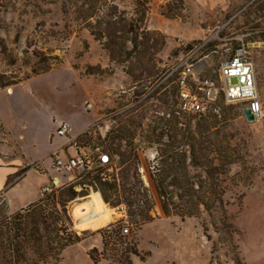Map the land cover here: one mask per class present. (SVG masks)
Wrapping results in <instances>:
<instances>
[{
	"label": "rangeland",
	"instance_id": "1",
	"mask_svg": "<svg viewBox=\"0 0 264 264\" xmlns=\"http://www.w3.org/2000/svg\"><path fill=\"white\" fill-rule=\"evenodd\" d=\"M117 2L121 9L132 11L131 0ZM165 3L153 0L147 13L145 26L152 48L145 56L135 57V52L128 62L118 64L78 20L77 9L83 0H0L3 81L31 73L24 61L28 44L30 53L39 51L59 58L43 74L0 87V158L10 164L22 161L21 150L27 159L42 157L50 149L48 136L55 129L52 118L58 123L61 119L74 122L75 131L88 123L79 137L81 145L88 153L102 147L114 160L111 167L93 168L91 173L119 184L129 173V186H135L136 177L141 179L143 186L136 187L142 194L137 204L144 206L147 198L152 204L151 220L136 224L125 203L113 206L106 202L120 216L99 230L81 231L75 226L73 205L96 190L76 185L74 190L79 194L67 203L71 217V225H67L83 240L67 247L59 261L49 264H95L89 252L93 248L102 252L105 229L110 227L128 228L126 241L136 244L145 256L144 261L134 256L133 264H264V118L248 121L239 104L222 101L219 123L211 130L216 151L212 150L210 158L218 163L224 155H232L236 164L231 169L238 170L232 177L220 175L215 182L222 191L221 199L208 209L202 207L199 216L183 218L178 214L179 194L189 197L190 191L174 186L169 189L174 191L171 201L175 205H170L172 212L167 215L155 183L161 161L168 154L182 151L190 162L192 133L196 134L199 119L205 123L194 115L174 117L180 74H171L172 69L192 47L208 41L193 61L207 55L209 68L204 76L221 85L220 63L232 57L241 37L248 41L264 107V0H184L185 10L178 18L164 14ZM100 120L106 121L109 131L95 127ZM89 128H94L91 134L84 133ZM172 143L175 148L165 154L166 145ZM22 162L9 183L19 180L31 167L35 170L24 180L23 192L50 182L57 199H68L62 195L67 188L62 183L68 182V177L51 156L45 163L25 166ZM50 170L51 179L46 174ZM188 170V189H196L202 180L209 183L202 170ZM14 213L0 193V220ZM98 264L109 261L102 259Z\"/></svg>",
	"mask_w": 264,
	"mask_h": 264
},
{
	"label": "trees",
	"instance_id": "2",
	"mask_svg": "<svg viewBox=\"0 0 264 264\" xmlns=\"http://www.w3.org/2000/svg\"><path fill=\"white\" fill-rule=\"evenodd\" d=\"M152 1L131 0L132 11L130 12L121 9L117 0H83V4L77 9V18L94 39L102 44L110 60L123 64L133 58L135 52V57L145 56L147 50L152 48L150 32L145 26ZM165 1L162 8L167 17L183 16L184 0ZM128 44L132 45L131 49H128ZM239 44L240 41H237L234 50ZM30 48L31 44H28L24 51V61L30 67L31 73L24 77H13L12 80L6 82L3 81L4 77L0 76V87L18 84L28 79L30 75L43 74L52 68L55 60L59 59L39 51L30 53ZM192 49L193 47L190 50ZM131 76L134 77L135 74L131 73ZM223 100L224 97L221 94L220 104ZM185 115L187 116V114L183 116ZM194 116L203 118L205 123H200L202 121L199 119L195 134L198 137L192 133L190 162H187V155L182 151L173 155L168 154L169 149L175 148V145L174 143L167 144L164 152L168 155L162 159V167L155 178L157 190L162 198L163 209L167 215L172 212L170 205H175L171 201L174 191L169 189L170 186L190 191L189 197L183 193L179 194L178 205L181 211L178 214L183 218L197 217L200 215L202 207L208 209L216 200L221 199L222 191L218 190L215 181L220 180V175L232 177L230 175L231 167L236 164L235 157L232 155H224L223 159H218V163L210 158L212 150L216 151V145L211 138L213 135L211 130L219 123L218 115L208 113ZM175 131L177 134L179 133L176 128ZM190 167L205 172L209 183L204 184L202 180L196 189L193 186L188 189L186 186L191 184L188 178ZM128 177L129 173H125L123 183L119 184L115 180L110 181L90 172L86 175L84 182L89 189L99 190L105 202L113 206L125 203L128 215L135 218L136 224L148 222L151 220L149 215L152 208L151 201L147 198L144 206L137 204L141 200L138 196L142 194L139 189L136 190V187L143 186V183L136 177L135 186H129L126 181ZM169 178H171L170 181H168ZM206 186L208 190H205ZM144 189L147 191L145 187ZM56 192L53 188L51 192L42 195L38 201L10 216H3L0 220V264H49L52 260L59 261L62 252L67 247L83 240L82 236L77 235L76 231H69L68 227L71 225V217L67 203L79 193L74 190V185L67 187L62 193L68 197L67 200L57 199ZM68 223L70 224L67 225ZM105 234L102 252H99L97 248H93L89 252V257L95 264L102 259L108 260L109 264H133L134 256L144 261L145 256L142 255L136 244L126 241V234H123L120 227L105 229Z\"/></svg>",
	"mask_w": 264,
	"mask_h": 264
},
{
	"label": "built area",
	"instance_id": "3",
	"mask_svg": "<svg viewBox=\"0 0 264 264\" xmlns=\"http://www.w3.org/2000/svg\"><path fill=\"white\" fill-rule=\"evenodd\" d=\"M239 41L240 44L234 50L232 57L220 63L218 74L221 85L211 76H204L209 68V65L205 61L207 55L201 57L198 61H193L194 54L206 46L208 41L203 42L197 48L189 51L180 58L171 73L180 74L177 81L178 103L174 110V116L181 118L184 114L206 115L208 113L221 115L222 106L219 100L220 95L223 94L225 102L240 105V112L243 116V110L248 108L255 120L264 118V116L257 118L251 109V105L254 102H259L262 109H264V107L261 101L255 63L250 45L248 42H245L243 37H241ZM238 65L240 66V70L236 75L227 74L229 69L235 71ZM243 67H247L249 69L248 72H243ZM249 81L254 90V96L243 98L242 90L248 87ZM198 90L202 93L198 92ZM237 91L241 92V96L234 97L230 95V93ZM95 127H106L108 131L110 128L105 120L97 121ZM94 128H89L84 133L91 134ZM56 132L58 136L66 138V143L54 150L50 155L51 158L55 160V166L59 171H63L65 176L68 177V182L62 183V187H69L71 185H74V187L76 185L87 187L84 181L86 175L90 173L93 168L111 167L113 165L114 160L112 155L102 147H95L92 152L88 153L86 146L81 145L79 142L81 134L74 135L71 125L66 121H60L58 123ZM61 152L66 154L65 158L61 157ZM52 189L53 185L50 186L48 184L42 188L41 194L45 195L51 192ZM127 233L128 228H124L123 234Z\"/></svg>",
	"mask_w": 264,
	"mask_h": 264
},
{
	"label": "crops",
	"instance_id": "4",
	"mask_svg": "<svg viewBox=\"0 0 264 264\" xmlns=\"http://www.w3.org/2000/svg\"><path fill=\"white\" fill-rule=\"evenodd\" d=\"M249 45L251 46L250 43H249ZM52 121H53L52 123L55 124V129H54V131L51 132L50 136H48L49 141H50V149L42 157L38 158L37 160L27 159L23 150H21V152H22L21 160L26 163L25 166H30V165H32L36 162H40V161H43V163H45V159L48 158L54 150L58 149L59 147H61L62 145H64L66 143L65 137L57 135L56 131L58 128V120H56L54 122V119L52 118ZM60 121H66V120L61 119ZM66 122L71 125L72 133L74 135H80L83 133V131L86 128H88V123H87L84 128H82L78 131H75V127H76L75 123L73 122V124H72L69 121H66ZM54 137H57V139H55V141L53 140ZM54 143H56V144H54ZM60 155H61V157H62V155L66 156V154H64V152H61ZM22 161H20V159H16L15 161H13L14 163L10 164V163H7L6 161H4L2 158H0V193H3V196H4L5 200L7 201V204L9 206V209L11 212L19 211V210L27 207L28 205L38 201L42 195L41 194L42 188L50 183V182H48V183L45 182V183L41 184L40 186H38L35 190L29 189L28 192H23L22 186H23L24 180L29 177L30 173L33 170H35L34 168H31V167L27 169L25 174L19 180H17L14 183H9V178L13 174H15L18 167H20L23 164ZM46 174L49 175L50 179L53 178L51 170ZM64 176H65V174H64Z\"/></svg>",
	"mask_w": 264,
	"mask_h": 264
},
{
	"label": "bare ground",
	"instance_id": "5",
	"mask_svg": "<svg viewBox=\"0 0 264 264\" xmlns=\"http://www.w3.org/2000/svg\"><path fill=\"white\" fill-rule=\"evenodd\" d=\"M72 216L77 229L96 231L115 221L120 214L108 206L98 191H92L87 199L73 205Z\"/></svg>",
	"mask_w": 264,
	"mask_h": 264
},
{
	"label": "clouds",
	"instance_id": "6",
	"mask_svg": "<svg viewBox=\"0 0 264 264\" xmlns=\"http://www.w3.org/2000/svg\"><path fill=\"white\" fill-rule=\"evenodd\" d=\"M239 70H240V66L238 65L237 69L235 71L232 70V69H229L227 71V74L228 75H236ZM242 70H243V72H248L249 69L247 67H243ZM230 95H232L234 97H239V96H241V92L240 91L233 92V93H230ZM242 96H243V98H249V97H253L254 96V90L251 87V82L250 81H249L248 87H246V88H244L242 90ZM251 109H252V111L254 112V114H255V116L257 118H259L261 116H264V109H262V107L259 104V102H254L251 105Z\"/></svg>",
	"mask_w": 264,
	"mask_h": 264
},
{
	"label": "water",
	"instance_id": "7",
	"mask_svg": "<svg viewBox=\"0 0 264 264\" xmlns=\"http://www.w3.org/2000/svg\"><path fill=\"white\" fill-rule=\"evenodd\" d=\"M243 114H244V117H245L248 121H251V122H252V121L255 120V119H254V116L252 115L251 111H250L248 108H246V109L243 110ZM237 170H238V169H237ZM237 170L232 171V169H231L230 175H234V174H236Z\"/></svg>",
	"mask_w": 264,
	"mask_h": 264
}]
</instances>
